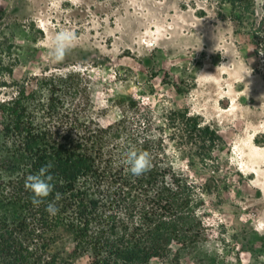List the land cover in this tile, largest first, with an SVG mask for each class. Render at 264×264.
I'll return each mask as SVG.
<instances>
[{"label":"rangeland","instance_id":"374dc122","mask_svg":"<svg viewBox=\"0 0 264 264\" xmlns=\"http://www.w3.org/2000/svg\"><path fill=\"white\" fill-rule=\"evenodd\" d=\"M217 5L0 0V41L14 47L5 63L15 66L12 79L0 70V82L80 73L88 114L101 128L126 121L129 130L162 144L179 174L209 189L201 211L206 240L181 255V264H264V61ZM62 29L79 40L56 62L51 40ZM14 93L0 87V101ZM185 113L224 139L214 161L203 165L181 143L173 127ZM71 264L92 262L83 257Z\"/></svg>","mask_w":264,"mask_h":264},{"label":"trees","instance_id":"16d2710c","mask_svg":"<svg viewBox=\"0 0 264 264\" xmlns=\"http://www.w3.org/2000/svg\"><path fill=\"white\" fill-rule=\"evenodd\" d=\"M215 1L219 16L248 37L264 61V0ZM13 48L0 41V70L9 79L15 66L5 59ZM80 78L45 73L0 82L15 90L0 101V264H71L83 257L92 264H181V255L206 240L201 211L209 189L179 174L166 162L163 145L129 130L126 121L101 128L88 114ZM178 125L181 143L203 165L224 148L219 133L198 117L182 114ZM129 149L150 154L144 174L126 170ZM49 162L62 194L55 216L43 204L33 206L24 185Z\"/></svg>","mask_w":264,"mask_h":264},{"label":"clouds","instance_id":"9594fccd","mask_svg":"<svg viewBox=\"0 0 264 264\" xmlns=\"http://www.w3.org/2000/svg\"><path fill=\"white\" fill-rule=\"evenodd\" d=\"M79 37L68 29H62L52 35L50 55L56 62L63 61L69 52L76 47ZM126 170L134 176H140L148 171L152 165V158L147 151L129 149L123 158ZM52 163L42 165L34 173L25 177L24 185L32 196V204L39 207L45 205V210L50 216H55L59 209L56 201L62 198V194L56 191L55 177L52 174ZM51 198V199H50ZM264 259V258H262Z\"/></svg>","mask_w":264,"mask_h":264}]
</instances>
